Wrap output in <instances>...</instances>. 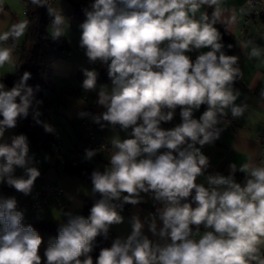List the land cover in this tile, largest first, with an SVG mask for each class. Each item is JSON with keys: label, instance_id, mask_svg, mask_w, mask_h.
I'll return each mask as SVG.
<instances>
[{"label": "clouds", "instance_id": "clouds-1", "mask_svg": "<svg viewBox=\"0 0 264 264\" xmlns=\"http://www.w3.org/2000/svg\"><path fill=\"white\" fill-rule=\"evenodd\" d=\"M30 3L46 8L54 41L65 35L68 22L59 6L50 0ZM223 4L89 0L79 24V48L88 64L106 69L111 85L98 86L97 69L82 67L81 87L96 93L94 104L101 110H86L80 99L77 116L115 133L110 147L85 149L86 161L106 153L107 163L89 177L91 195L99 198L87 216L61 211L58 234L42 257L43 237L24 223L16 197L0 195V264H94L97 238L108 240L110 229L124 223L123 206L149 201L154 211L143 218L133 213L130 233L100 248L95 264H264V161L231 163L228 175L209 173L210 159L202 151L230 125L229 113L240 118L248 109L236 103L240 92L234 84L243 78L239 57L226 54L225 47L233 45L225 46L215 27L223 22ZM29 23L13 24L0 33V42L18 40ZM240 46L248 59L264 58V47ZM192 52L198 53L195 59ZM5 64L15 72L23 64L11 46H0V67ZM31 78L24 71L11 88L0 79V185L24 196L32 194L41 173L27 135L5 139V133L30 115L45 132L56 131L40 119L41 86L30 85ZM202 105L205 110L197 118ZM177 109L180 122L165 128ZM237 172L244 174L242 182Z\"/></svg>", "mask_w": 264, "mask_h": 264}, {"label": "crops", "instance_id": "crops-1", "mask_svg": "<svg viewBox=\"0 0 264 264\" xmlns=\"http://www.w3.org/2000/svg\"><path fill=\"white\" fill-rule=\"evenodd\" d=\"M25 3H27V0H0V33L8 32L13 24L26 21L27 13L23 10ZM51 3L53 6L60 7L68 22L65 35L62 36L68 44V49L63 51L52 64V85L46 91L47 99L44 106H40L42 113L40 119L51 124L56 131L54 134L47 133L42 126L40 127L44 133L52 137L58 134L64 149L68 151L75 147H86L84 138H79L78 136V127L81 119L77 116V112L80 110L77 101L82 99L78 94V84L80 79H84L81 68L87 67L91 69L95 67L97 69L99 72L98 86L102 84L110 86L111 81L107 76L106 69L101 65L88 64L83 50L79 48L81 34L79 24L85 19L83 8L88 5L89 0H52ZM262 6L264 8V0L262 1ZM223 9V22L221 24L224 30L227 26V33L233 37L234 41V47L230 55L239 57L238 66L243 72V78L235 82L237 85L235 89L240 92L236 103H246L248 109L244 116L236 118L234 125H229L223 131L220 139L212 145H205L202 151L210 159L209 173L220 172L228 175L231 163H236L239 166L247 162L259 163L264 161V145L256 139V135L264 127V97L260 95L261 89H264V58L250 60L245 50L240 46L242 44H249L251 47V44H256L264 47V15H251L249 7L245 4L244 0H224ZM47 17L49 22H51L52 18L48 14ZM25 35L26 31L18 40L13 41L9 39L4 44H0L3 47L11 46L13 48V57L18 62H20V46L24 42ZM17 72L9 64L0 67V77L14 75ZM101 73H104V78H101ZM6 85L9 88L12 87L8 84ZM89 93L90 99L94 104L96 93ZM205 107L202 105L201 109L195 113L197 118L205 110ZM96 109L97 111L101 110L97 107ZM173 122L175 124L180 122L179 109H177ZM21 126L22 122L15 129L6 132L5 139H9L14 134H25L21 130ZM114 134L110 129L100 130L98 126V137L107 141L109 147L110 138ZM118 134L121 139L127 138V134L124 132L118 131ZM29 146L30 154L34 155L36 166L41 173L35 181L33 190L38 188L43 181L58 180L63 188L60 199L67 203L68 211L81 214L84 198L91 194V182L71 170H66V168L61 169L60 161L56 157L51 145H42L38 142L37 145H33L29 141ZM105 163H107L106 153L101 152L91 161H86L83 165L97 168L102 167ZM17 174H21V170L18 169ZM243 178V173H236L238 182H242ZM0 195L5 197L15 196L18 203L26 201L31 197V195L24 196L14 188L6 185H0ZM56 200V198H50L46 205L34 211L38 215L35 218L28 219L24 215V223L45 222L52 224L51 228L38 231L43 237V245L40 252L42 257L43 250L47 246L49 239L57 236L58 220L62 218L61 211L56 207ZM21 210L33 211L26 208ZM150 211H154L151 201L138 206L132 205V211L130 212L123 210L121 214L125 217V221L110 229V239L112 240L117 236H127L130 233L131 229L128 219L133 213L138 212L141 218H143ZM145 232L151 237L147 229H145Z\"/></svg>", "mask_w": 264, "mask_h": 264}, {"label": "trees", "instance_id": "trees-1", "mask_svg": "<svg viewBox=\"0 0 264 264\" xmlns=\"http://www.w3.org/2000/svg\"><path fill=\"white\" fill-rule=\"evenodd\" d=\"M211 13V9H206ZM27 19L29 21V26L26 29V35L23 44L20 46V63H23L19 68L18 72L14 75H7L0 77L4 79V83L10 86L13 85V82L18 79L24 71H29L32 74V78L28 83L32 86L39 84L41 86V91L37 93V99L43 101L42 105L44 106L47 96L46 91L51 87V68L54 60L62 54L63 51L68 49V44L66 40L62 37L59 40H53L51 37V22H49L47 17L46 8H34L30 3V0H27ZM215 27L222 34V42L227 46L232 44L234 47L233 37L229 35L221 23H217ZM232 47V49H233ZM232 49H227L225 47L226 54L230 55ZM101 78H104V73H101ZM21 130L27 135L29 141L33 145H37V142L42 145H51L53 137L44 133L41 130L40 125H37L32 120L31 115L22 121ZM95 168L86 167L83 164L77 167H66V170H71L81 176L82 178L90 181V174ZM91 182V181H90ZM99 198L93 197L91 194L84 198V205L81 214L87 216L89 210L94 203V199ZM25 224H31L37 231H43L52 227L50 223H31L27 222ZM112 240H104L103 237L97 238V247L91 253L93 261L99 255L100 248L110 247Z\"/></svg>", "mask_w": 264, "mask_h": 264}, {"label": "built area", "instance_id": "built-area-1", "mask_svg": "<svg viewBox=\"0 0 264 264\" xmlns=\"http://www.w3.org/2000/svg\"><path fill=\"white\" fill-rule=\"evenodd\" d=\"M52 0H50L51 3ZM263 0H244L245 4L249 7V13L251 15L256 16H263L264 15V8L262 6ZM27 3H25L23 10L26 12ZM5 41L0 42V44H4ZM198 53L192 52L189 53V55L195 59V56ZM83 78L80 79L78 84V94L79 96L85 100L86 105L85 109L92 111V112H98L96 107L94 106L93 102L90 99V93H85L81 87ZM237 85L234 84V88H236ZM228 120L231 121L230 125H234L236 122V118H232L231 114H229ZM175 123L172 121L169 124L163 125L165 128H170L174 126ZM78 136L79 138H84L86 147L85 148H72L68 151H66L63 147V144L60 140V137L58 134H55L53 136L52 141V147L54 150V153L56 157L60 161V168L65 169L66 167H77L86 162L84 159L85 155V149L86 148H93L98 149L102 145H106L109 147V144L107 141H105L103 138L98 137V126L93 124L88 119H81L78 127ZM256 139L258 142H260L262 145H264V127L262 130L256 135ZM63 193L62 185L58 180L54 181H43L38 188L33 190L31 197L23 202L18 203V208L21 209H31L33 211H37L40 208H42L44 205H46L50 198H56V207L60 211H68V205L66 202L62 201L60 199V196ZM123 210L130 212L132 211V205L126 204L123 206Z\"/></svg>", "mask_w": 264, "mask_h": 264}, {"label": "rangeland", "instance_id": "rangeland-1", "mask_svg": "<svg viewBox=\"0 0 264 264\" xmlns=\"http://www.w3.org/2000/svg\"><path fill=\"white\" fill-rule=\"evenodd\" d=\"M24 215L28 219H32V218H35L36 216H38L37 213H35L34 211H29V210L24 211Z\"/></svg>", "mask_w": 264, "mask_h": 264}]
</instances>
